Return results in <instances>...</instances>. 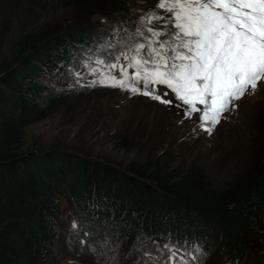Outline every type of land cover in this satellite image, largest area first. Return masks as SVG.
<instances>
[{"label":"trees","instance_id":"1","mask_svg":"<svg viewBox=\"0 0 264 264\" xmlns=\"http://www.w3.org/2000/svg\"><path fill=\"white\" fill-rule=\"evenodd\" d=\"M26 1L23 16L33 18L11 41L14 58L7 60L0 54V264H131L120 253L98 246L96 237L104 234L128 246L138 262L143 257L133 241L136 235L151 236L156 243L161 237L195 243L201 250L195 264H212L214 259L213 264H264V113L259 119L263 135L257 157L224 180L206 173L199 150L182 160L181 141L174 144L168 134L173 123L169 117L144 121L150 113L135 114L130 107L124 111L132 112V130L124 125L121 130L104 129L109 112L89 122V128L104 130L107 137L102 141L110 145L108 151L82 142L41 145L36 141L32 148L27 144L23 148L28 125L46 117L67 97L77 94L76 99L95 89L89 86L90 57L103 41L115 44V39L88 16L101 14L120 24L118 37L124 35V27L141 25L134 0ZM150 2V12L162 10L157 8L158 0L142 3ZM38 3L52 9L53 16L62 13L63 21H70L65 15L69 10L83 15L74 18V24L61 21L53 27L31 29L28 25L40 19L35 10ZM8 4L13 10L17 0H0V8H9ZM5 16L0 35L5 33ZM161 23L154 21L148 27L171 30L160 28ZM99 90L114 93L107 87ZM153 101L145 103L144 97H136V102L158 108L159 102ZM117 110L121 111L113 110V105L107 108ZM114 151L129 157L115 156ZM227 153L220 149L217 164L210 165L208 172L231 162ZM59 199L67 205L66 217L70 211L76 219L83 217L79 226L85 233L79 229L70 245L93 243L101 261L85 253L66 257L69 251L62 239L68 228L59 223ZM146 245L152 248L151 241ZM65 258L69 262L62 263Z\"/></svg>","mask_w":264,"mask_h":264},{"label":"snow or ice","instance_id":"2","mask_svg":"<svg viewBox=\"0 0 264 264\" xmlns=\"http://www.w3.org/2000/svg\"><path fill=\"white\" fill-rule=\"evenodd\" d=\"M157 8L168 13L167 19L154 11L142 18L144 30L138 29L136 35L143 39L130 43L116 57L123 56L128 62L119 67V78L108 72L89 86L98 83L130 89L171 104L157 91L158 85L166 86L181 102L176 107H183L187 117L201 113L200 120L209 125L205 130L211 132L222 113L264 83V0H158ZM158 20H164L171 30L147 27ZM96 63L105 64L100 59ZM105 67L116 69L117 64ZM128 68L133 69L131 78ZM174 247L163 245L167 250L163 264L176 262ZM200 251L197 247L195 254L187 253L192 264ZM179 264L189 261L180 257Z\"/></svg>","mask_w":264,"mask_h":264},{"label":"rangeland","instance_id":"3","mask_svg":"<svg viewBox=\"0 0 264 264\" xmlns=\"http://www.w3.org/2000/svg\"><path fill=\"white\" fill-rule=\"evenodd\" d=\"M142 2L143 0H134V13L140 16V22L142 18L150 12V9H152L149 5L151 2L148 4H143ZM26 4H28L26 0H17V5L13 10L10 8L11 4L7 5L9 8H0V23L2 22L1 17L6 15L5 33L0 35V54L1 56L5 55L7 60L14 58L10 49L11 41L17 36L18 32H20V27L24 26L27 21L33 18L30 17L26 19V16H23ZM35 8L40 19L28 25L31 26V29L38 30L48 24L49 27H53L58 22L61 23V21H63L61 17V15L63 16L62 13L53 16L50 14L52 9L42 8L41 3H38ZM157 11V13L161 14L159 16L167 19L168 13L165 10L162 9ZM67 12L65 15L68 14V17L71 19L70 21H66L68 18L65 19V21H63L65 24H74L76 23V19L74 20V18L81 19L79 16L83 15L82 12L75 13L72 11L70 12V10ZM92 16L93 14L89 15L87 19L92 18L98 20L103 25L104 22L108 20L103 15ZM22 18L26 19V21L22 22ZM158 21L163 22L159 25L160 28L163 29L167 27L164 20ZM116 64L118 66V63ZM105 73L107 72L95 73V79L93 81L98 80L101 75ZM107 88L113 89L114 93H103L99 88L93 89L88 93L79 95L76 99L73 98L76 97L77 94L71 95V97H67L68 99L62 101V104L59 103L55 105L51 113L46 117L40 118L27 126L25 145L23 148H26V144L28 147L30 146L29 148H32L31 145L35 144L36 141H39L41 145L57 142L62 145H68V143L71 142H82L89 147H97L96 149H98V151H108L110 145L102 141L107 137L104 130L95 126L89 128V122L92 120L95 121V117H100L101 119L109 112L111 118L106 122L107 125L104 129H107L108 126V128L118 127L121 130L126 126L127 129L132 130L134 129V124H131L129 114L134 112L142 116H146L144 113H150V116L147 115L148 117L144 121L153 120V117H169V120L173 123H169L171 129L168 131V134L173 138L174 144H178L179 141H181L182 146L179 148L183 147L181 154L182 160H189V153H191V158L196 151L199 150L201 153L200 156L202 157L199 161L204 165L206 173L210 175L212 179L224 180V178L232 175V173H240V171L245 168V165L254 161L257 157L256 148H258V142L263 135L259 127V119L261 114L264 113V83L258 85V89L254 94H246L240 100L236 101L235 107L230 106V111L224 112L223 117L220 119V123L215 125L211 132L205 130L209 125L200 120L201 113H194L191 117H187L184 115L183 109L166 107L162 103H158V108L152 109L146 104L136 102V97L138 96L133 94L130 89L125 90L111 86H107ZM144 99L146 101L145 103L154 102L150 98ZM66 105H69L68 111H63ZM110 105H113V110L121 109V111H107ZM128 107L131 108L132 112L124 111L125 109L128 110ZM193 140L194 142L192 143ZM192 145L195 147L194 150L190 148ZM36 146L37 145L33 147ZM231 146H234L233 151L230 150ZM227 147H229V149ZM46 148L47 147L42 149ZM222 148H225V152H228L227 154L232 158L230 160L231 162L225 161L220 164L218 169L214 166V170L208 172L207 168H209L210 165L217 164L220 149ZM96 149L93 150L92 154L96 153ZM113 155L126 156L121 152L115 151ZM182 160L180 157L179 161L181 162ZM212 160H214L213 162H215V164L212 163ZM186 163L187 162H184L183 164L186 165ZM59 202L61 206L60 223L66 224L70 222V218L66 217L69 215V211L63 199H59ZM67 227L68 226H66V228ZM63 262L67 263L69 260L65 258L62 260V263ZM214 262L215 259L212 264Z\"/></svg>","mask_w":264,"mask_h":264},{"label":"clouds","instance_id":"4","mask_svg":"<svg viewBox=\"0 0 264 264\" xmlns=\"http://www.w3.org/2000/svg\"><path fill=\"white\" fill-rule=\"evenodd\" d=\"M109 49L110 48H108L107 45L100 44L99 47L97 48L96 52L92 53V55L90 57V59H91V64H90L91 67L90 68H100L101 69L100 72H95V73H102V72H109V71L111 72L112 71V69H108L105 67V65L114 62V60L109 56ZM97 59L103 60L105 62V64L104 65L97 64L96 63ZM95 73L92 72L90 77H95ZM93 87L95 89H98V88L107 87V86H102L99 84V85H96ZM133 94H135V93H133ZM136 95L144 97V98H150L151 100H153L150 96L146 97V96H142L139 94H136ZM173 97H175V94H172L171 99L168 100V101H172L171 104H166V103H162V102H159V103H162L166 107L168 106L171 108L183 109V107H176V105L178 103L175 101V99ZM223 115H224V113L221 114V118L223 117ZM60 210H61V206H60ZM69 218H70V220H69L70 222H67L68 224L67 223L65 224L68 226L67 227L68 228V235L62 239L64 241L65 248L69 251V253H68V255H66V257L70 258L73 255L74 258H76L77 256L85 253L89 258L94 257V259L96 261H101L102 256L99 255L101 252L97 251V249L93 243H87L85 246H83L82 241H79V243L77 245H74V246L70 245L71 239H75V237L78 233V230L81 229L85 233V229H83L82 227L79 226V221H81V222L83 221L82 216H80L79 218L77 217V219H76L73 217L72 212L70 211V217ZM59 223H60V220H59ZM74 224L77 227L74 228L73 227ZM108 237L109 236L107 234L97 236L96 240H97L98 246H101L102 248L107 247V249L109 251H111L112 253H118V254L120 253V256L126 257L127 261L131 264H154V261H156V260H159L161 262V264H163L164 257L167 255V250L163 249L164 244H169V245L175 246L173 250H178L177 251V260H176V262H174V264H179V258L180 257H184L186 260H191V258H189L187 253L192 252L195 254V249L197 248V245L195 243H191L185 239H182L179 241L178 240L177 241H170L169 238L161 237L158 239V241L156 243L152 239L151 236H147L144 238V237H139L138 235H136V237L133 241L140 246L136 250H139L141 252L142 257H143V260L138 262L135 259L134 252L130 251L127 248L128 246H126L121 241H115V242L110 241L109 240L110 237L109 238ZM78 238L80 239V237H78ZM148 241H151V247L152 248L147 247L146 243ZM83 249H85V250H83ZM146 253L151 254V255L150 256L146 255Z\"/></svg>","mask_w":264,"mask_h":264},{"label":"bare ground","instance_id":"5","mask_svg":"<svg viewBox=\"0 0 264 264\" xmlns=\"http://www.w3.org/2000/svg\"><path fill=\"white\" fill-rule=\"evenodd\" d=\"M111 21H112V20H111ZM109 36H110L111 38L114 39V36H113L112 34H110ZM102 44H103V45H107L108 42H104V41H103ZM113 53H114V48L109 49V56H110V57L113 55Z\"/></svg>","mask_w":264,"mask_h":264}]
</instances>
